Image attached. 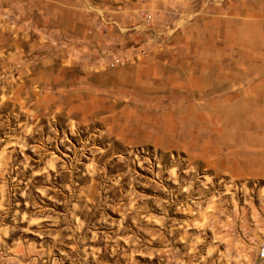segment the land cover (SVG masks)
Listing matches in <instances>:
<instances>
[{
    "label": "rangeland",
    "instance_id": "374dc122",
    "mask_svg": "<svg viewBox=\"0 0 264 264\" xmlns=\"http://www.w3.org/2000/svg\"><path fill=\"white\" fill-rule=\"evenodd\" d=\"M264 0H0V264H258Z\"/></svg>",
    "mask_w": 264,
    "mask_h": 264
},
{
    "label": "built area",
    "instance_id": "2783aa9c",
    "mask_svg": "<svg viewBox=\"0 0 264 264\" xmlns=\"http://www.w3.org/2000/svg\"><path fill=\"white\" fill-rule=\"evenodd\" d=\"M259 258H260V261L258 264H264V243H262L260 245V248H259Z\"/></svg>",
    "mask_w": 264,
    "mask_h": 264
}]
</instances>
